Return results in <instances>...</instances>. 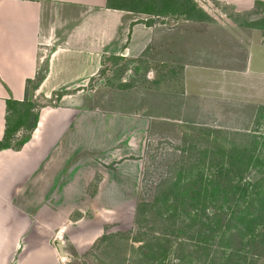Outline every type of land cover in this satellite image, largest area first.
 Listing matches in <instances>:
<instances>
[{
    "label": "crops",
    "instance_id": "crops-1",
    "mask_svg": "<svg viewBox=\"0 0 264 264\" xmlns=\"http://www.w3.org/2000/svg\"><path fill=\"white\" fill-rule=\"evenodd\" d=\"M143 56L152 87L104 83ZM242 105H264V0H0V142L28 135L0 150V264H84L134 217L154 127Z\"/></svg>",
    "mask_w": 264,
    "mask_h": 264
},
{
    "label": "rangeland",
    "instance_id": "rangeland-1",
    "mask_svg": "<svg viewBox=\"0 0 264 264\" xmlns=\"http://www.w3.org/2000/svg\"><path fill=\"white\" fill-rule=\"evenodd\" d=\"M203 4L195 7L200 17L214 19L219 14L215 7L208 10ZM155 69L158 67L149 56L120 59L107 63L101 78L113 88L122 84L152 87L154 81L148 75ZM223 111L220 116L192 115L187 116L186 123L154 127L143 156L134 217L122 228L111 226L85 253L84 264H264V244L258 234L252 244L249 238L241 245L236 240L230 247L221 239L222 233L235 232L236 225H248L246 220L230 219V206L243 203L246 196L240 199L238 193L226 200L228 220L221 219L225 197L220 184L210 190L214 196L211 203H205L206 211L202 210L204 203L194 206L188 202L195 189L183 190L181 185L188 178L202 174L211 178L228 168L236 178L243 175L245 181L258 182V191L264 189V146L260 138L264 137V105L226 107ZM259 140L260 144L256 143ZM252 154L259 156V161L254 159L248 167ZM242 166L247 171L240 173ZM174 196L178 197L176 209L172 206ZM205 212L216 215L210 219ZM263 225H257L255 231L262 232Z\"/></svg>",
    "mask_w": 264,
    "mask_h": 264
},
{
    "label": "trees",
    "instance_id": "trees-1",
    "mask_svg": "<svg viewBox=\"0 0 264 264\" xmlns=\"http://www.w3.org/2000/svg\"><path fill=\"white\" fill-rule=\"evenodd\" d=\"M132 5L136 8L145 9L143 8V5H145L144 2L139 3L135 1ZM140 5L141 7H139ZM145 10H149V9H145ZM41 79H42V74H39L37 80H41ZM30 106L31 104L29 105L28 109H31ZM32 106H35V104L32 103ZM29 112L30 110H28V113ZM36 119H37V116L34 115V123L32 125L28 124L29 126L27 128L29 130H32L35 127ZM13 133L15 132L11 131L10 129H7V134H6L5 139L0 142V150L3 148H7V147L19 148L24 144V142L28 138V135H27L25 137L20 138L19 140H16L17 142L16 141L12 142V139L14 138ZM260 138H262V142H263L262 146H264V137L260 136ZM260 142H261L260 140L256 141V143L258 144H260ZM258 157L252 154V157L248 159L249 160L247 164L248 167L250 166V164H252L254 159L256 160V162L259 161ZM245 171L247 170H245V167L242 166L240 168V173L245 172ZM238 177L239 178H236V175H233L232 172L228 168H226L225 170L222 169V171L220 169V173L217 175L216 174L213 175L211 178H207L203 174L197 175L196 177H193V178H188L184 182V184L182 183L181 185L184 186L183 190L185 188H191V187L195 189V191L190 192L191 193L190 201L188 202H190V204L194 206L200 203L201 204L204 203L202 210L206 211L207 206L205 203L213 199V196H214V194L211 193L212 191L210 190L214 189L217 184H220L221 192H223L224 194L223 197H225L224 202H221L222 203L221 204V219H227V211L224 208V204L226 200L232 197L235 198V196L238 193H240V199L246 196L247 200H244L243 203H235L233 205L234 207L230 206V210L232 211L230 219L231 220L240 219L243 221L246 220L248 225L247 226L236 225L237 227H236L235 232L232 231L229 233H222L221 234L222 242H224V244L226 245H229L230 247V245H232V243L235 242L236 240H239V245H241L240 243L242 241L250 238L249 243L252 244L255 236H257L258 234L260 237V241L264 244V228H262V232L255 231L258 229L257 225L264 223V189L261 188L260 191H258L257 190V188L259 187L258 182L254 183L251 181H245V176L243 175L242 176L239 175ZM179 182L181 183V181ZM221 197H222V194H221ZM174 199L176 200H175V203L172 204V206H174V209H176L178 197L174 196ZM215 215L216 214H213V216H211L207 214V212H205V216L210 219H213ZM226 224H228V221L226 222ZM223 225H225V221H223ZM238 248L239 250H241V248L240 246L237 247V252L239 253L240 251L238 250ZM237 252H235L234 250L235 254Z\"/></svg>",
    "mask_w": 264,
    "mask_h": 264
},
{
    "label": "water",
    "instance_id": "water-1",
    "mask_svg": "<svg viewBox=\"0 0 264 264\" xmlns=\"http://www.w3.org/2000/svg\"><path fill=\"white\" fill-rule=\"evenodd\" d=\"M58 247H59L60 250L63 252V247H62V242H61V241L58 242Z\"/></svg>",
    "mask_w": 264,
    "mask_h": 264
}]
</instances>
